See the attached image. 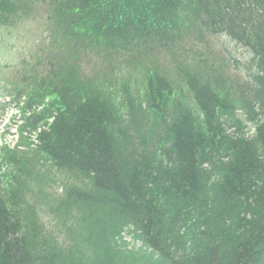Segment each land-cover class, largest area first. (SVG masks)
I'll use <instances>...</instances> for the list:
<instances>
[{
	"label": "trees",
	"instance_id": "trees-1",
	"mask_svg": "<svg viewBox=\"0 0 264 264\" xmlns=\"http://www.w3.org/2000/svg\"><path fill=\"white\" fill-rule=\"evenodd\" d=\"M35 1L45 6L51 43L140 47L175 42L195 27L248 48L255 70L236 98L210 75L186 71L190 104L151 73L147 108L164 138L155 163L152 149L136 148L123 113L90 92L77 67L50 62L41 81L31 80L19 134L36 132L34 157L72 176L51 206L72 242L48 239L35 209L23 215L21 185L0 188V264H264V0H0V25ZM237 106L255 121L252 136L228 131L225 117ZM13 153L2 149L5 160ZM22 159L8 158L32 176ZM129 223L139 247L124 239Z\"/></svg>",
	"mask_w": 264,
	"mask_h": 264
},
{
	"label": "rangeland",
	"instance_id": "rangeland-1",
	"mask_svg": "<svg viewBox=\"0 0 264 264\" xmlns=\"http://www.w3.org/2000/svg\"><path fill=\"white\" fill-rule=\"evenodd\" d=\"M38 3L30 4L24 10L29 11L27 14L8 25H0V188L7 191L21 185L16 201L23 215L31 208L35 209L43 224V234L48 239L54 238L59 246H69L72 240L51 206L55 204V198L64 193L66 181L72 180V176L52 162L34 157L39 144L36 132H26L22 138L18 130L23 118L19 108L26 100V92L30 93L28 90L33 87L32 79H36L34 85L41 81L50 71L52 61L56 67L74 65L78 69L76 76L90 92L98 90L123 113L136 148H140V152H144V147L152 149L155 163H160L157 161L164 153L159 147L164 139L161 137L163 130L156 126L147 108L146 78L158 72L171 86L183 91L190 104L186 71L210 75L213 84L228 90L236 98L247 93L245 89L251 83L255 66L253 53L248 48L225 34L215 35L195 27L167 44L150 42L140 47H107L73 40L77 44L69 45L61 37L59 44L51 43L47 12L45 6ZM20 90L25 92L18 98ZM225 118L229 132L243 130L246 136L253 135L255 121L244 106H237L236 112ZM29 137L34 144H29ZM4 147L12 149L14 153L8 158L15 163L14 158L23 156L22 161L30 166L32 176L26 175L21 163L15 165L8 158L5 160ZM134 228L132 223L127 224L124 239L139 247L141 242L136 239ZM178 252L189 253L183 249Z\"/></svg>",
	"mask_w": 264,
	"mask_h": 264
}]
</instances>
